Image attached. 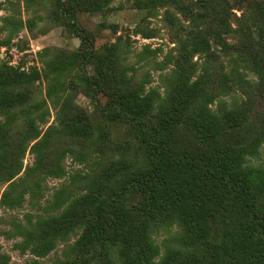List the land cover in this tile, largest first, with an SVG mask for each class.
Masks as SVG:
<instances>
[{
    "label": "rangeland",
    "instance_id": "374dc122",
    "mask_svg": "<svg viewBox=\"0 0 264 264\" xmlns=\"http://www.w3.org/2000/svg\"><path fill=\"white\" fill-rule=\"evenodd\" d=\"M209 2L221 8L222 17L230 12L210 51L189 27L199 0H0V133L11 154L31 125L42 134L57 106L66 104V133L51 132L42 167L28 175L38 157L30 150L36 140L24 144L12 191V197L22 194L21 204L9 208L0 202V264H66L69 257L75 264H97L99 258L80 252L76 243L85 240L81 236L96 211L119 189L137 218L130 230L141 244L145 234L153 238L161 253L170 247L190 264H227L223 251L235 238L246 248L255 244L246 240L244 203L229 202L235 198L220 184L202 183L188 167L168 166L164 194L157 198L160 213L147 214L155 201L130 182L146 168L152 144L131 119L106 113L123 99L125 110L137 102L136 111L150 113L157 123L179 94L191 100L179 131L171 133L179 156L202 169L217 161H247L264 216V64L242 47L245 33L264 59V0ZM209 107L218 111L215 118ZM42 110L46 124L37 119ZM73 131L78 134L69 136ZM213 147L218 153H210ZM217 210L229 218L213 221ZM74 214L78 223L67 227ZM235 227L244 235L233 233ZM108 252L113 264H138V255L121 245Z\"/></svg>",
    "mask_w": 264,
    "mask_h": 264
},
{
    "label": "trees",
    "instance_id": "16d2710c",
    "mask_svg": "<svg viewBox=\"0 0 264 264\" xmlns=\"http://www.w3.org/2000/svg\"><path fill=\"white\" fill-rule=\"evenodd\" d=\"M221 8L215 3H210L209 0H199V10L196 15V19L193 25H190L191 33L201 42L209 43V51L214 47L215 43L222 38L220 32V27L222 22L225 23L230 12L225 10V14L222 17L220 11ZM213 29V32H211ZM226 31H232L230 26H226ZM209 35V39L206 37ZM251 39L245 33H243L242 47L247 49L249 52L257 55V59L263 61L264 59L259 56L257 51L252 50L253 43L248 41ZM223 45L226 49L229 48V44L223 41ZM212 55V54H211ZM106 93L104 90L99 89ZM50 90L49 93L50 94ZM211 101L209 102V104ZM136 103H133L130 107L127 106L126 102L122 99L118 106L107 111V115L111 118H124L128 117L135 125V129L140 132L139 136H144L152 144L151 149L146 153L147 157V166L142 169L138 175L132 179L130 184L133 189L137 192H144L143 195L147 196L150 200H154L153 206L146 208V213L150 214L152 212L160 213V210L157 207V198L159 195L164 194L162 186L166 183V175L168 172V166H173L174 168H183L188 167L194 172L195 176L200 178L199 180L202 183L208 182L210 186L215 183L220 184V187L225 190L230 197L235 199H227L229 202H234L238 200L244 203V211L246 212L247 223L245 229L249 235L246 236L255 244L244 247L240 242L235 238L232 243L227 246V250L223 251V260L227 264H264V216L261 211V204L257 199L256 190L252 187V183L246 169L250 166L246 164L247 161H230L229 162H219L209 164L206 168L202 169L198 165L189 161V158H181L178 154V151L175 147L174 142L172 141L173 135L179 131L180 120L182 119L185 112L190 108L192 101L187 98H182V95L179 94L177 102L170 109L169 114L166 119H160L157 123L151 120V115L148 112L143 114L139 111H136ZM57 103H53V106H57ZM66 104H61L57 106V114L51 124L46 126V129L41 134V129L39 130L38 126L31 125L30 129L26 131L21 137L19 145L16 147V150L13 154V147L8 146L6 143V134L4 132L0 133V186L7 183L6 187L3 189L0 202L4 206L9 208H14L18 204H21L22 194H17L12 197V191L15 187V180L13 179L20 173L22 169L21 165V152L25 151V146L27 140H36L31 145V152H35L38 157L35 158V164L27 168V175L36 170H40L43 165L44 158V146L46 141L52 134L64 135L65 123L62 120L61 110H64ZM37 109L41 108V103L34 105ZM227 111V110H225ZM218 111L212 107H209V116L210 118H215ZM236 113V111H234ZM232 109H228L227 113H234ZM47 111H41L40 116L37 117L39 121L43 124H46L43 114ZM70 125V124H69ZM68 125V126H69ZM71 124L70 126H72ZM74 126V125H73ZM211 125H209L210 131ZM73 131L69 136L77 135L78 132ZM210 136V135H209ZM39 137V138H38ZM21 145V147H20ZM43 147L42 150H40ZM20 151V154H19ZM41 151V152H40ZM77 154L79 159L84 158L85 156L82 153L74 152ZM211 154L218 153L215 147L210 151ZM224 152H220L223 154ZM254 153H257L256 150ZM20 158V159H19ZM51 169L48 170V173ZM171 186L175 184L170 183ZM61 189H59L60 191ZM215 192V187L212 189ZM55 198L60 197L59 192H55ZM126 192L124 190H117L115 198L109 201H106L102 206L98 208L94 218L93 223L90 226V229L87 234L81 236L85 237V240L82 242H77L76 247L80 252L91 253L96 256L98 259L97 264H113L111 260V254L108 252L109 248H115L116 246L121 248H127L129 252L132 253L136 258L138 264H190L189 257L180 259V253L178 250L170 249L166 247L163 253L159 251V246L156 244L153 238H149L145 234L144 240L139 243V235H137L136 230L131 231L130 229L134 227L132 223L133 218L137 220L136 215H130L132 208L128 209V204L124 202V197ZM83 199V198H81ZM218 206V203H217ZM69 211L72 209L70 205L67 208ZM218 209V208H217ZM218 211V210H217ZM229 218L228 215H221V212H213L212 220H222ZM51 218V217H49ZM80 219L79 214L71 215L65 220V225L69 223L70 226L78 223ZM50 221V220H49ZM201 224V223H200ZM199 224V225H200ZM67 226V227H70ZM237 228V227H235ZM233 228L232 232L242 234L241 228L237 230ZM244 232V229L242 228ZM230 234V232H229ZM133 238V240L131 239ZM130 242H133L131 246ZM110 246L106 249V245ZM131 246V247H130ZM69 251L72 250V245L69 244ZM104 254L101 255V251L104 250ZM120 250V248H119ZM124 252V251H123ZM140 252V253H139ZM134 253V254H133ZM187 259V260H186ZM129 262H126L128 264ZM66 264H75L72 258H66Z\"/></svg>",
    "mask_w": 264,
    "mask_h": 264
}]
</instances>
